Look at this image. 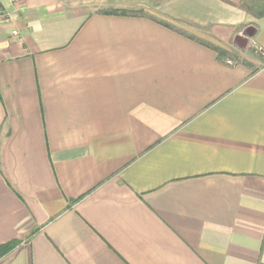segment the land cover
<instances>
[{"label": "crops", "instance_id": "1", "mask_svg": "<svg viewBox=\"0 0 264 264\" xmlns=\"http://www.w3.org/2000/svg\"><path fill=\"white\" fill-rule=\"evenodd\" d=\"M15 1L0 12V245L18 244L0 264H264L256 2Z\"/></svg>", "mask_w": 264, "mask_h": 264}, {"label": "rangeland", "instance_id": "2", "mask_svg": "<svg viewBox=\"0 0 264 264\" xmlns=\"http://www.w3.org/2000/svg\"><path fill=\"white\" fill-rule=\"evenodd\" d=\"M160 1L161 0H132V1H130V3L132 5L136 4V6L134 5L133 7H130V11L129 12H131L132 14H139V15L140 14H144L145 10L146 11H150L151 6L152 5H156ZM93 3L94 4H93L92 7H93L94 11H99V12L100 11L103 12L105 10H107V11H113L114 10L115 11V9H113L114 6L110 5L109 3L100 4L99 0H95ZM236 46L239 47L240 44L237 43ZM240 60H241V57L239 56V57L236 58L235 61L240 62Z\"/></svg>", "mask_w": 264, "mask_h": 264}, {"label": "trees", "instance_id": "3", "mask_svg": "<svg viewBox=\"0 0 264 264\" xmlns=\"http://www.w3.org/2000/svg\"><path fill=\"white\" fill-rule=\"evenodd\" d=\"M256 2V7L259 8V16H263L264 15V0H254ZM259 4V5H258ZM130 12L128 11H124V10H113V11H109L108 14H112V15H128ZM17 242H11V243H7L4 245H0V259L2 257H4L6 254H8L9 252H11L17 245Z\"/></svg>", "mask_w": 264, "mask_h": 264}, {"label": "built area", "instance_id": "4", "mask_svg": "<svg viewBox=\"0 0 264 264\" xmlns=\"http://www.w3.org/2000/svg\"><path fill=\"white\" fill-rule=\"evenodd\" d=\"M6 5H9V7H15L16 1L15 0H0V12L2 15H8L6 12ZM13 35H17V33L14 31Z\"/></svg>", "mask_w": 264, "mask_h": 264}, {"label": "water", "instance_id": "5", "mask_svg": "<svg viewBox=\"0 0 264 264\" xmlns=\"http://www.w3.org/2000/svg\"><path fill=\"white\" fill-rule=\"evenodd\" d=\"M239 44H240V46H242V47H243L241 40H239Z\"/></svg>", "mask_w": 264, "mask_h": 264}]
</instances>
